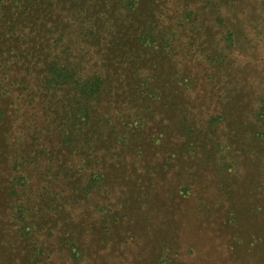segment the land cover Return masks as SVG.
I'll return each mask as SVG.
<instances>
[{"label": "rangeland", "instance_id": "374dc122", "mask_svg": "<svg viewBox=\"0 0 264 264\" xmlns=\"http://www.w3.org/2000/svg\"><path fill=\"white\" fill-rule=\"evenodd\" d=\"M3 2L10 7V0ZM246 4L239 12L245 25L234 46L220 41L222 62L213 53L219 28L206 34L205 45L195 47L193 40L203 41L201 33L192 26L175 27L178 34L170 35L164 56L141 53L148 67L141 78L148 77L151 91L160 95L156 104L142 111V104L133 101V84L127 90L115 84L105 108L113 107L115 117L123 119L140 108L141 118L150 113L155 120L144 129L131 128L126 146L108 150L101 143V162L94 169L103 170L102 183L76 173L72 182L83 183L77 187L73 183L64 189L66 180L49 181L65 192L45 196V203L55 199L46 212L21 210V194L8 203L2 195L13 184L10 168L17 147L33 149L18 130L24 128L28 135L36 123L56 124L50 116L54 110H49L55 95H47L42 82L52 54L62 52L55 44L61 27L44 26V38L43 25L35 23L38 16L23 14L21 7L11 10L17 14L9 22L11 12L0 14V85L14 84L11 96L0 100L5 109L0 124V264H264V28L258 19L264 17V7L257 0ZM198 6L202 4L191 9ZM256 19L261 24L253 29ZM106 42L86 41L72 57L83 60L91 72H102L99 55L104 56L100 50ZM82 74L83 81L91 75ZM172 95L180 97L176 108H169ZM185 101L195 127L192 136L180 130ZM9 116L15 125L8 127ZM217 116L222 121L211 123ZM6 129L13 143L6 140ZM41 143L36 147L43 148ZM72 189L75 193L68 194Z\"/></svg>", "mask_w": 264, "mask_h": 264}, {"label": "trees", "instance_id": "16d2710c", "mask_svg": "<svg viewBox=\"0 0 264 264\" xmlns=\"http://www.w3.org/2000/svg\"><path fill=\"white\" fill-rule=\"evenodd\" d=\"M257 1H260V5L264 7V0ZM10 2L11 8H6L3 0H0V14L11 12L6 22L16 16L17 13L12 11L21 7L23 14L30 12L31 15L38 16L39 19L35 23L43 25L44 38L48 37V28L44 26L50 28L51 24H60L61 27V34L55 39V44L60 46L62 52L52 54L54 57L48 63L46 76L42 82V85L48 89L45 91L46 94L55 95L54 105L49 110H54L50 116L52 124H56L55 126L44 124V127H41L36 123L28 135L24 128L18 130L22 135L19 138H27L33 149L30 151L27 146L17 147L10 168L13 173L11 177L13 184L2 195V201L8 203L9 199L21 194L23 203L17 204L21 210L24 207L25 211L33 208L46 212L55 204V199L45 203V196L50 193L52 198L53 195L65 192V190L56 191L52 186L53 181L51 184L49 181L66 180L64 189L72 188L73 183L77 187L83 183L72 182V175L76 173L86 174L89 182L102 183L106 179L103 170L94 169V165L101 162V159L97 158L102 153L101 143L108 144V150L126 146L132 136L131 128L144 129L151 120H155L154 115L150 113L142 118L138 114L141 109L151 110L157 102L156 98L160 96L151 91L153 88H150L148 77L141 78L142 71L147 73L148 70V67H144L146 60H142L141 53L159 51V56H164L162 55L164 51L171 47L170 35L178 34L175 27L192 26L194 31L201 33L203 41L193 40L195 47L196 44L205 45L206 34L215 32L219 28L220 40L214 46L213 53L214 58L222 62L224 57L218 49L219 46L222 47L220 41H226V45L234 46V41L241 33V27L245 25L244 21L240 22L239 12L244 8L247 9L246 3L250 0H10ZM195 3H201L202 6L196 7L195 10L191 9ZM175 5L173 11L175 15L172 16L171 9ZM258 19H261L264 28V17ZM258 19L253 29L261 24ZM9 35L15 36L13 33ZM64 40L70 45L65 46ZM86 41L93 44L107 41L105 48L100 50L104 56L97 52L104 71L96 73L98 70L94 69L91 72V68L84 66L83 60L79 61V58L72 57L76 50L85 46ZM191 54L192 51L185 57H190ZM169 55L172 53L170 52ZM83 72L91 74L85 81L80 77ZM29 84V81L25 82V85ZM115 84H121V88L118 89L122 90L130 89L129 85L133 84L131 88L136 94L133 101L136 105L142 104L141 109L137 108L132 114L130 112L124 114L126 116L124 119L115 117L116 112L113 107L105 108L104 101L107 95L114 93L112 86ZM10 85L8 84L7 88L0 85V100L5 96H11L14 84ZM22 89L24 92L28 90V88ZM58 93L63 95L61 99L56 96ZM30 96L28 94L27 98ZM147 96H150V99L146 101ZM179 98L176 95L168 98L169 108H176L179 105ZM16 101L17 97L14 98L15 103ZM258 105L262 106V102L258 101ZM185 107L186 110L180 116L182 125L180 130L192 136L195 127L191 124V110L186 101L183 102L180 110ZM102 109L105 110L100 114L97 113ZM62 113H65L64 117ZM4 116L5 109L0 104V124ZM39 117L35 114L33 119L39 120ZM10 118L11 121L8 120L6 123L8 127L10 124L15 125L12 116H9ZM45 120L46 118H42L43 122ZM219 121H222L220 116L211 117V123L215 124ZM4 133L6 140L13 143L8 138L7 129ZM12 133L14 134V131ZM256 136H260V133L256 132ZM39 142L44 146L41 149L36 147ZM103 158L107 160L105 156ZM90 187L85 186L84 189L89 191ZM74 191L69 190L68 194H73Z\"/></svg>", "mask_w": 264, "mask_h": 264}]
</instances>
